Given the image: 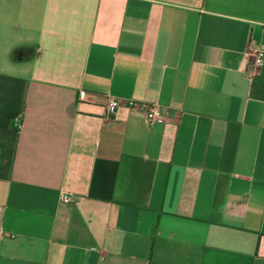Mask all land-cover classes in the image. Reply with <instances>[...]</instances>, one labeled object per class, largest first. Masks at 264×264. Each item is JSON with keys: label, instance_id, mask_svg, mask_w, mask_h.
Masks as SVG:
<instances>
[{"label": "crops", "instance_id": "0c3cea01", "mask_svg": "<svg viewBox=\"0 0 264 264\" xmlns=\"http://www.w3.org/2000/svg\"><path fill=\"white\" fill-rule=\"evenodd\" d=\"M261 47L264 0H0V264H264Z\"/></svg>", "mask_w": 264, "mask_h": 264}, {"label": "built area", "instance_id": "2783aa9c", "mask_svg": "<svg viewBox=\"0 0 264 264\" xmlns=\"http://www.w3.org/2000/svg\"><path fill=\"white\" fill-rule=\"evenodd\" d=\"M264 61V47H261L257 50L254 51L253 53V65L254 67H260L263 64ZM122 104L121 101L117 99H110L107 103V105L104 108L103 111V117L104 118H110L113 116L117 110V108ZM127 105L131 108L134 109L139 106L134 101H128ZM165 114V109L160 106V105H152V106H147L145 108V116L147 121L150 124L155 123L158 120H161L163 118V115ZM63 203H70L71 197L69 195H63L61 198Z\"/></svg>", "mask_w": 264, "mask_h": 264}]
</instances>
